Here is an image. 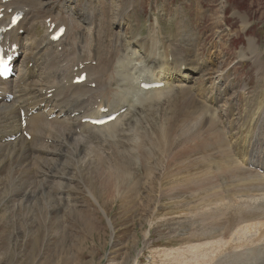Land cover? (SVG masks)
<instances>
[{
    "label": "rangeland",
    "instance_id": "1",
    "mask_svg": "<svg viewBox=\"0 0 264 264\" xmlns=\"http://www.w3.org/2000/svg\"><path fill=\"white\" fill-rule=\"evenodd\" d=\"M36 2L42 6L25 2L37 13L33 37L39 45L24 40L32 60L43 58L45 21L69 13L74 25L84 27V14L103 10L86 20L100 22L105 56L115 50L122 63L133 34L140 40L136 64L144 67L143 54L150 51L152 74L174 58L203 65L204 76L148 96L117 134L88 129L89 140L74 161L58 158L67 162L65 172L50 166L49 174L39 173L36 182L48 179V185L28 201L3 200L0 193V264H179L192 259L196 246L199 261L216 263L224 252L218 259L227 261L232 251L263 246L264 174L258 168L264 170V0ZM114 14L129 26L119 32ZM87 38L81 30L80 42ZM96 44L90 42L92 50ZM108 86L109 93L116 87L113 76ZM137 89L131 86L133 97ZM245 156L257 163L244 166ZM31 171L22 170L28 183ZM189 226L192 234L214 239L188 243L174 233ZM241 243L246 248L231 246Z\"/></svg>",
    "mask_w": 264,
    "mask_h": 264
},
{
    "label": "bare ground",
    "instance_id": "2",
    "mask_svg": "<svg viewBox=\"0 0 264 264\" xmlns=\"http://www.w3.org/2000/svg\"><path fill=\"white\" fill-rule=\"evenodd\" d=\"M15 1L0 0V15H3V18L0 19V29L4 27L2 30L5 38L10 42V46L15 44L19 47L22 57L19 62L18 59L15 61L17 76L9 81H0V193L3 200L10 198L15 201V197L20 196L22 197L21 200L27 199L26 201H28L30 195L31 197L36 196L40 189L48 185V179H40L42 182H36L38 181L37 177L40 176L42 178V174H49L51 172L48 169L50 166L58 169L57 172L59 173L65 172V169L69 166L67 162L59 163L58 158L64 157L68 161L67 159L71 157L72 161H74V155L78 153L79 147L83 146V144L85 145L89 140L88 136H85L88 129L93 128V130L100 133L117 134V129L123 125L131 112L137 106L149 101L148 96H161L164 94L161 93L165 89L169 91L176 87H181L182 83L188 84L202 78L198 76H204V74L202 75L203 65H196V61V66L194 67L193 64L181 65L172 58L168 61L164 59L165 66L160 68L159 72L157 71L159 74L156 73V78V74H152L153 65H149V50L148 54H143L145 59L147 58V61H143L144 67L136 64L139 59L137 48H140V40L133 34L128 37L132 49H128L129 52L127 51L125 60L121 59L122 63L119 64L115 56L112 55L115 50L108 51L110 55L105 56L102 51L103 40L98 35L97 30L100 22L86 20L89 18V13L98 15L103 10L84 14L81 20L84 27L74 25L73 14L68 15L69 13H63L64 15L60 19L58 17L59 20L56 22L45 21L42 25L46 46L43 58L41 61L37 60V58L32 60V57H27L25 54L24 40L25 37H28L27 39L32 41V46L39 45L38 39L33 37L34 31H36L37 13H34L33 7L31 8L28 5L30 9L25 5L28 0H23L25 1L24 3L20 2L21 0ZM31 2L34 6H42L36 0L35 2L30 0ZM16 13L23 15V17L16 26L8 29L12 17ZM53 18L55 20V17ZM41 22L43 21L41 20ZM112 25L118 27L119 32L126 25L129 26L116 14L112 17ZM53 27H55L54 30ZM60 27H66L65 35L58 42H54L51 36ZM81 30L88 33V38L84 43L80 42ZM130 30H132V27ZM20 31H23L24 34H20ZM93 38L96 39L97 44ZM90 42L93 47L96 44L94 50H92ZM249 44L250 49L256 48L253 41H250ZM31 50L35 54L38 52L37 47ZM242 60H244V56H242ZM31 63L34 65L33 69L30 68ZM175 65L176 69L172 68ZM147 70L150 72L149 77L147 75L144 76V72ZM139 72L142 73L140 76ZM153 72L155 73V71ZM83 73L87 74L86 81L82 84L74 82ZM136 74H138V77H136ZM111 76L114 77L116 87L109 93L107 83ZM143 83H164V87L152 91H143L139 87ZM93 84L96 85L94 88L92 87ZM132 85L133 87L135 85L136 89L138 88L139 92L134 90L135 93H139L138 96L134 94L135 97H133V93L129 92ZM212 89L214 90V87ZM11 96L13 99L9 102L8 98ZM215 102L217 101L215 100ZM103 109L104 111L107 110V112L102 111ZM122 110H124V113H122ZM116 113H120L119 117L102 127L92 126L85 121L87 119H97L100 116L108 117ZM22 115L25 117L24 122ZM12 137H16L14 142L9 141ZM204 146H209V143L206 142ZM84 160L86 161L85 158ZM44 161H47L45 164L43 163L44 168L38 171L37 169L41 168L40 163ZM76 162L81 163L84 161L82 159ZM243 162L244 166L253 162L257 163L254 158L251 160L247 158ZM26 168L30 169V171L32 170L29 176L30 179H28H32V183L26 182V176L22 172ZM45 168L47 170L43 171ZM53 172L55 171L53 170ZM53 176L56 178L57 174H53ZM193 176L191 175L190 177ZM262 179L264 180V175ZM11 195L14 197H11ZM243 222H249V219ZM189 228L190 226L185 229L177 227L174 233L182 236L188 243L199 242L205 238L214 239L206 236L210 234L207 232H195L192 234V231L188 230ZM211 234H214V231ZM231 246H235V249H237L236 247L244 245L241 243L231 244ZM244 247L246 248V246ZM200 248L196 246L192 259L179 264H198V262L199 264H214L215 258L213 263L210 258L206 262L199 261L201 258ZM229 248L230 244L227 249ZM227 249L226 251L228 252ZM240 249L230 252L231 256L227 261L225 257L223 261L218 259L219 256H226L227 253L224 251V255L217 253L219 256H216L217 262L215 264H221L222 262L223 264H258L264 260V245L253 249L250 248L249 252V249L246 248L247 251H245L247 253Z\"/></svg>",
    "mask_w": 264,
    "mask_h": 264
}]
</instances>
